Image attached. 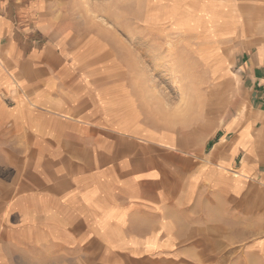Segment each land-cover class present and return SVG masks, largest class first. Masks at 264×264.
Here are the masks:
<instances>
[{"label":"crops","instance_id":"0c3cea01","mask_svg":"<svg viewBox=\"0 0 264 264\" xmlns=\"http://www.w3.org/2000/svg\"><path fill=\"white\" fill-rule=\"evenodd\" d=\"M54 1L0 0V143L33 145L31 170L18 153L1 187L16 195L0 264L263 263L264 0L215 4L240 33L246 109L203 150L156 128L136 72L106 41L73 37Z\"/></svg>","mask_w":264,"mask_h":264},{"label":"rangeland","instance_id":"374dc122","mask_svg":"<svg viewBox=\"0 0 264 264\" xmlns=\"http://www.w3.org/2000/svg\"><path fill=\"white\" fill-rule=\"evenodd\" d=\"M216 3L224 1L53 2L56 20L70 21L75 30L73 37L106 41L105 51L118 54L122 67L136 72L143 92L152 95L148 97L153 111L148 116L154 126L173 132L178 129L186 150H198L200 145L203 150L202 142L211 132L228 117L242 114L246 109V94L232 68L241 43L240 33H228L221 26L225 18H232L231 9L224 7L226 14L223 9L215 11ZM32 146L0 143V232L7 229L8 208L4 201L16 195V191L2 192V188L11 186L16 179L18 153L25 155V172L31 170L32 161L27 157L32 153ZM4 153L9 154L8 159L2 156ZM255 210L250 208L248 214ZM15 214L10 215L9 222L14 221ZM2 243L0 240V247ZM230 260L221 256L208 258L201 264H254L252 260L236 262L235 257Z\"/></svg>","mask_w":264,"mask_h":264}]
</instances>
